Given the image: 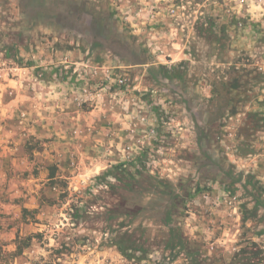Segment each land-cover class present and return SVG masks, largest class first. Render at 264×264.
I'll return each mask as SVG.
<instances>
[{
    "label": "rangeland",
    "instance_id": "374dc122",
    "mask_svg": "<svg viewBox=\"0 0 264 264\" xmlns=\"http://www.w3.org/2000/svg\"><path fill=\"white\" fill-rule=\"evenodd\" d=\"M62 54L123 80L141 150L9 198L0 264H264V0H0L1 86Z\"/></svg>",
    "mask_w": 264,
    "mask_h": 264
},
{
    "label": "crops",
    "instance_id": "0c3cea01",
    "mask_svg": "<svg viewBox=\"0 0 264 264\" xmlns=\"http://www.w3.org/2000/svg\"><path fill=\"white\" fill-rule=\"evenodd\" d=\"M83 63L69 54L54 60L47 56L32 67L43 70L39 76L18 68V78L0 85L1 91L10 88L7 100H1L0 91V210L13 205L12 198L22 199L26 207L28 197L57 192L50 182L97 177L140 152L138 130L125 134L128 127L130 131L138 126L136 101L126 100L121 110L119 89H100L108 68L86 69L88 76L77 79L74 72L86 67ZM127 137L135 142L121 146ZM206 194L198 196V204L209 205L207 220L217 222L213 204L218 206L219 191Z\"/></svg>",
    "mask_w": 264,
    "mask_h": 264
},
{
    "label": "trees",
    "instance_id": "16d2710c",
    "mask_svg": "<svg viewBox=\"0 0 264 264\" xmlns=\"http://www.w3.org/2000/svg\"><path fill=\"white\" fill-rule=\"evenodd\" d=\"M262 75L261 73H255V77H254V80L255 81H258L257 79L260 78ZM264 79V77H262ZM169 233H170V236H169V243H171V248L172 247H182V238L174 231V229L169 225ZM172 239H176V243H174L175 245L172 244ZM16 251H17V254H20L21 253V248L19 246L16 247ZM118 251L121 253V255L125 254V252L123 251V249H121L119 247ZM176 259V253L171 255V257L168 259V262H173L175 261Z\"/></svg>",
    "mask_w": 264,
    "mask_h": 264
},
{
    "label": "built area",
    "instance_id": "2783aa9c",
    "mask_svg": "<svg viewBox=\"0 0 264 264\" xmlns=\"http://www.w3.org/2000/svg\"><path fill=\"white\" fill-rule=\"evenodd\" d=\"M83 69H81V71H78V73H76L77 75V79H83L84 76H86V67H82ZM105 84H103L102 86H100V89L102 90H106V91H110L111 88V84L113 85H118V86H122L123 85V80H118V79H113L110 76L106 75L105 77V81H103ZM110 85V86H109Z\"/></svg>",
    "mask_w": 264,
    "mask_h": 264
}]
</instances>
